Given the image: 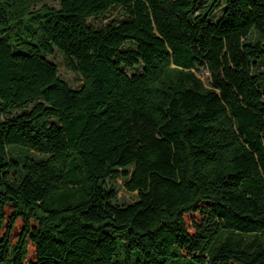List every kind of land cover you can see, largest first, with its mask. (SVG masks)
<instances>
[{
	"label": "trees",
	"instance_id": "16d2710c",
	"mask_svg": "<svg viewBox=\"0 0 264 264\" xmlns=\"http://www.w3.org/2000/svg\"><path fill=\"white\" fill-rule=\"evenodd\" d=\"M203 1L0 0V264H264V0Z\"/></svg>",
	"mask_w": 264,
	"mask_h": 264
},
{
	"label": "rangeland",
	"instance_id": "374dc122",
	"mask_svg": "<svg viewBox=\"0 0 264 264\" xmlns=\"http://www.w3.org/2000/svg\"><path fill=\"white\" fill-rule=\"evenodd\" d=\"M61 0H40L39 6L47 4L49 6L59 8ZM206 2L205 0L203 3ZM225 7V0H220L216 9L212 14V20L217 21L221 16L223 9ZM126 13L123 7L117 6L112 8L106 15L100 16L97 18H90L89 23L96 28H102L107 25L109 22H119L125 19ZM50 60L55 62L59 67V73L62 78L67 81L71 87L79 88L83 84V79L77 72L70 70L66 64V60L62 53L58 50L55 51L54 55L48 56ZM264 68V64L263 67ZM197 75L204 81V83L209 86L211 83V73L204 67H200L197 70ZM21 112V111H18ZM126 180L123 177H118L116 179H110L109 185H113L118 192L116 202L119 205H127L137 200V192H130L126 189L125 186Z\"/></svg>",
	"mask_w": 264,
	"mask_h": 264
}]
</instances>
